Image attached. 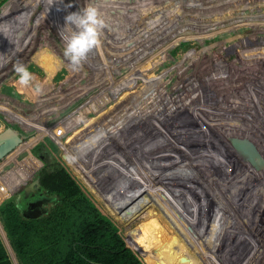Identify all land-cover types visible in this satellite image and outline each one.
Masks as SVG:
<instances>
[{
  "label": "rangeland",
  "instance_id": "obj_1",
  "mask_svg": "<svg viewBox=\"0 0 264 264\" xmlns=\"http://www.w3.org/2000/svg\"><path fill=\"white\" fill-rule=\"evenodd\" d=\"M107 1H108V4L106 5L107 7H105V10L107 12V15L110 16V18H108L107 21L105 20L106 26L104 27V30L102 31V34L104 33V35H103L104 38L101 34L102 38L100 36V43L98 46L104 47V48L108 47L107 50L110 53L107 51V52H105V54L102 57L100 55V52H102V50H100V48L97 46L96 48H94L93 50H91L89 52V54H88L89 59L87 56L86 60L82 63V65L78 68V70L72 71V69L69 66H67V65L62 66L53 78V83H52L53 86L51 85V86L46 87L47 91L44 92L47 95L46 97L51 98V99L49 101L43 103L42 105H39L38 103H36L33 96L27 95V94L23 93L22 91L21 92L17 91V86L14 84V81L16 79V74L14 73V65L15 64H13L11 67L10 73L1 82L0 103L7 101L6 99H10L9 103L14 107V110L16 112H18V114H24L25 116H28V117H30V116L34 117V116L38 115L39 113L45 112L44 110L49 108L46 106H58L59 102L55 101V100H57L56 96L61 95V93H63V92L74 94L76 91L80 90V87H81V90H85L83 92L84 94L81 95L80 97L76 98L73 102H70L67 107H65L62 111H60L58 113H56L55 111L54 112L51 111L50 114L47 115L49 117L46 116V113L40 114L39 116H41L43 118L44 122L37 125L34 129L25 130L17 122H13L12 119L15 118L14 115L16 112L13 113L12 115H10L9 113L4 114V113L0 112V134L2 132H4L7 129V127H12L13 129H15L17 132H19L24 137V141H25V143H27L32 138L37 136L38 133H40L41 131L51 129L52 127L55 126V127H57L55 129L58 131L52 133V134H54V136L53 137H51V135L45 136L43 141H40L35 146H33L32 153L35 157H37L41 161V159L34 154V151L37 148H41L42 146H44L49 151H51L52 154L55 155L56 158L65 166V164H64L65 159L63 158V155H62L63 148H61V147L65 146V145H69V144L73 147L76 146V145H74V143H72V141H73V139L75 141V138L78 137V135L74 134V133L76 131H80V134H83L84 132L87 131L86 130L87 128L85 125V124H87V122L84 124V119H86L87 116L82 119V122H77L78 124L75 121V122L67 124L63 127H58V125H57L58 122L60 123L62 120L71 116L74 111L79 109L81 107V105L89 102L92 98L98 97V96L100 97L101 91H103L104 88L109 84V81H110L109 78H111V74L114 72V70L116 69L117 66H119L120 69L115 71L114 76L112 77L111 81L117 82L120 80L129 79V81H130L129 83L132 84L131 88L129 89V88L123 86L122 88L117 90L115 98H109L106 100L105 105H102L99 103L95 107V109L93 110V113L89 114V119H92L94 121L93 123L96 124V126L102 125L111 115H114V119L117 121L120 120V116H122L123 119L126 118L125 112H123L122 109H120L121 105H122V107L125 104L128 106L131 104L130 106H133L134 104H137V101H140L139 103L143 104V107L145 110L151 111L152 107L150 105H152L151 104L152 100H148V103H147V101L144 102V100L146 99L145 97H147L149 95V93H151L150 87H148L147 84H149V85L150 84H156L159 86L163 85L164 88H166L170 93H172L173 87L175 88V86L179 83L180 86L179 87L177 86L178 87L177 91H174V93L178 95L181 92L184 93V90L186 92L185 94H188V92H192L194 97H193V102H191V104H192V106H193V104H195V108H198L197 110L193 111V110H191V108L189 106V102L184 101L180 105H182L184 107V110L189 115H186L184 113L183 116H187L189 119H192V120L201 121L202 124H204V121L209 120V124H213L212 126L214 128H210L212 126H209L207 128H203V130H202V128L201 129L199 128V130H198L196 128L195 124H194L195 127H194V125L191 124L190 127L193 128V131L196 129L195 132H193V133H194V136L197 133L196 134V136H197L196 140L197 141L194 140V138H190V137L189 138H186V137L180 138V135H177V134L175 135V133H173L172 130L167 129L168 132L169 131L172 132L171 133V139L174 142H171V143L170 142L169 143H166V142L162 143L161 142L160 143V142L156 141L154 143L148 144V141L151 140V136H148V135L146 136L145 134L140 133L137 137H135V135H137L138 132L135 131V129L133 127H130L129 129L131 131H135V133L133 132L132 137H128L127 141L130 142L129 144H132L133 141L137 142V140H140V146H138V150L142 154L145 150V147L148 145V148L146 149V151L149 148H157L160 151H161V149L168 151L171 155L173 153H177V154L179 153L180 154V152L189 151L191 153L196 154V156L198 155L197 156L198 160L205 159V161L203 160L202 162L201 161L200 162L203 163V166H205V170L207 172L205 171L202 173L201 169L196 164H194V162H193V164L192 163L190 164V167L192 169H190L189 172H191V170H192V172L195 173V175L197 173L196 176H200L198 178L196 177L198 179V181L200 178L201 182L203 180L204 182H206L205 184L208 183V185H209L208 187L209 188L211 187L210 188L211 193L213 191V193H212L213 198L215 199V202L218 204V207L220 208L219 210L223 211L222 215L225 216V218H227V220L230 219V217H233V221H231V222L227 221L228 225L230 226L229 227L227 225V228H231V229L226 230V228H223V229H225V232L217 231V229H215V231L212 232L210 235V225L209 224L211 222H213L214 220L219 219L217 216L218 214H216L217 217H215L214 216L215 214H213L214 212H216L217 209H215L213 207L209 211L210 212L209 215H208V211H207L206 215L204 216L205 217L204 218V224L202 223L203 226H201L200 222L197 220V219H199V216H197L196 214H199L200 212L202 213L203 211H201V204L199 202L196 203V201H195V203H196L195 207L193 205V209H188V210H190V213H192V215H193V217H191L188 214L191 217V222L195 221V223H197L198 227H200L201 230L203 231V234L200 235L203 237L202 241L205 239L204 235H207L209 237V238L205 239V245H207L210 248V251L213 250L215 253H216V250L218 251L216 253L218 256L215 255L217 257V258L216 257L215 258L219 263H220L221 258H223L224 264H227V263H225V261H229V260H230L231 264H247V263L243 262L244 260H248L249 262L256 261V263H254V264H259V262H260V264H262L264 262V256H263L264 255V159L253 158L248 153H246L244 149H240V148L236 147L234 145V140H237L236 137L241 135L240 137H242V136L247 137L246 139L248 141L253 139L257 144H263L264 145V100H263V98H264V91H263L264 87H262L264 85V83H263V81H264V67H263L264 63L260 62V61L264 60V37H263L264 36V0H243V1L242 0H213V1L212 0H153L154 3L151 0H148L145 3H149L150 5L148 4V6H147L144 3V5L148 8H146L142 4L141 5L142 8L141 7L139 9L136 8L134 12L133 11L130 12L129 10L127 11L126 9H124L125 6H122L124 8H121L117 5H115L113 0H107ZM155 1L160 2V3L155 5L156 4ZM6 3H9V7L1 15V18H2V20H10V18L12 19L14 16V17H16V19H19L20 23H21V34H19L17 37L15 36L12 38L10 47L9 46L5 47V54L7 55L6 58H5V54L0 56V57H2L0 59V72L3 71L2 68L5 67V64H4L5 59L7 60L8 58H10V57H8L9 56L8 53L13 54V58H14V55L17 56L15 58V61H17L18 56H20L26 52L29 44H26L22 47L21 45H22L24 40H28L27 43H29L31 40L38 39L39 44H45V43H47L45 40L46 33L53 32V29H54L51 20L47 19L45 17V14L43 13V11L46 7L45 4H43V2L36 3V0H27V1L3 0L0 3V12L2 10L3 5ZM60 4L62 6V9L64 11H66L67 6L62 2H60ZM151 4H152V6H151ZM155 6H157V7H155ZM165 7H166V9H165ZM49 9L51 11H55V10H53L54 8L51 5H49ZM147 10H148V12H147ZM159 10H160V12H157ZM133 14H135V15H133ZM107 15H106V17H107ZM156 17H158V18H156ZM167 18H169V20H167ZM172 19H173V22L176 21L177 23L175 22L172 24ZM111 20L114 22H111ZM60 21L62 22V25L64 26L63 21L61 19H60ZM48 23H49V26L46 27L45 25ZM170 23L172 25H174V24L175 25L172 26V25H170ZM109 24L111 25V27L109 26ZM200 24L202 26H200ZM250 24H252V25H250ZM165 26H167V29ZM193 26H194V30H193ZM230 26H231V28L232 27H236V28H232L230 30L229 29ZM44 28H49L50 31L46 32V29H44ZM220 28H221V30L223 28V31L220 30L218 32V34H215L214 36L206 37L203 40V42L198 40V38L196 36L190 35L191 33L192 34L193 33L205 34V32H211V31H214L216 29L218 30ZM26 29H29V31H30V33H29L30 35H28L27 37L25 34ZM105 29H107V30H105ZM164 30H165V33L167 35L164 33ZM225 30H227V31H225ZM252 33H253V35H252ZM50 34H51V36H53L52 33H50ZM158 34H159V36H158ZM161 37H163V38H161ZM55 40H56V45H58V47H59V55L56 53L55 54L48 53L47 56H45L46 60L43 63H44V65H46L48 67L55 66L58 63L60 65L63 63V60L66 59L63 56L64 43H63L59 33H56ZM106 41H107L108 45L106 44ZM164 41H165V43H164L165 45L169 46V48H172L169 51L170 56L166 59V61L163 64L158 65L157 67L150 69V71L149 70L143 71V72L139 71L141 68V65L144 66V64H147L148 61L150 59H152L154 56H158L157 52L160 50L161 45H164L163 44ZM253 41H255L256 43ZM148 42H150V43H148ZM259 43H260V45H259ZM100 44H102V45H100ZM236 45H238V46H236ZM43 47L46 48L47 46H43ZM232 47H233V49H232ZM235 49H237V51ZM243 50H246V52L244 51L245 54L243 53ZM239 51L242 52V54ZM237 52H239V53H237ZM243 54L245 56H247L248 60H252V59L253 60L252 61L246 60L245 62L241 61L240 55L243 56ZM261 54H263V55H261ZM204 55L207 58L206 57L204 58ZM219 55H221V56H219ZM254 55H255V57H252ZM107 56H109V57H107ZM256 56H258V57H256ZM32 57L33 56L31 54V58ZM221 57H222V59L229 61L230 63H233L235 65L234 67H239V68L241 66L243 68L247 67L245 69V71H244V69H242V67L240 69H236V68L233 69L230 67H226V69H225V66L222 67V69L224 71L223 73L225 74V72H227L225 75V81L227 83L226 85L229 86V88H225V90L227 91V90L231 89L227 93V95L233 94L234 98H236L235 101L227 100L225 105L228 106V108H229L228 112L230 114L234 113L235 108H236V112L233 115L235 118L234 120L239 122V127L242 129V130H238L239 127H237V128L235 127V129H233V130H236V131H234V132L229 131L228 130L229 128H227L226 126H224V128H222L223 122H227V121L230 122L231 121V119H230L231 115L229 113L224 114L223 113L224 109L221 110V108L219 106H217V108L213 107L212 110L208 106L209 102L212 101L211 99L215 100V98L216 99L218 98V97H216L218 94H215L217 92H215L214 90H212V91L210 90V89H212V87H206L207 85H205V84H204V86L202 85L204 88L201 85H195L194 87H192L191 84H188V86H186V87H182L183 83L189 82L190 79L199 78L198 75L200 73H205V75H207L208 73H211V74L214 72L216 73L217 71H215V69H218V66L214 67L213 66L214 64L211 61L217 60L219 58L221 59ZM108 58H111V59H108ZM244 58H246V57H244ZM255 58H259L258 59L259 61ZM61 59H63V60H61ZM106 59H108V60L106 61ZM205 59H207V60L205 61ZM118 62H119V65H118ZM252 62L255 64H253ZM105 63H107V64L105 65ZM209 63H211V65ZM99 64L101 65L100 67H99ZM102 66H104V67H102ZM132 66H134V67H132ZM135 66H136L137 71L136 70L134 71ZM107 67H108V69H107ZM130 67H131V69H130ZM183 67L187 68V69L181 70V68H183ZM261 67L263 68L262 69L263 71L260 70ZM27 68L30 72H32L34 74V76L36 78L33 81V84L38 82V83H40V85L42 87L43 79L46 76L44 70H42L36 63H33V62H31L27 66ZM228 68H230V69H228ZM256 68L260 72V74H262V73L263 74L258 75L259 72L254 71V70H256ZM252 69H254V70H252ZM210 71H212V72H210ZM247 71L249 72V75H248ZM196 72H198V73L196 74ZM244 72H245V74H244ZM255 72H257V74H255ZM72 73H74V74H72ZM135 73H137V74H135ZM138 74H140V75H138ZM89 75H91V76H89ZM133 75H136V77ZM150 75H152V76H150ZM102 76H103V78H102ZM254 76H255V78H254ZM259 76H260V78H259ZM79 77H80V80L78 79ZM148 77L151 78L149 83H148V79H149ZM178 77H180L181 79H179ZM194 77H196V78H194ZM248 77H250V79ZM104 78H106V79H104ZM256 78L259 81L256 80ZM184 79H187V80H184ZM226 79L228 80V82ZM144 80H145V82H144ZM233 80H234V83H233ZM238 82L239 83L244 82V84L247 88L245 86L240 87ZM259 82H262V83H259ZM145 83H146V85H145ZM242 83H241V85H242ZM231 84L232 85L234 84V87ZM230 85H231V87H230ZM259 85H260L261 89L263 88L262 90L259 89L260 88ZM75 87H76V89H75ZM90 87H91V89L88 90L87 88H90ZM43 90H44V87H43ZM225 90H223V92ZM258 90H260V91H258ZM226 91L224 92L225 94H226ZM232 91H233V93H232ZM242 97H244V98H242ZM141 98H143V99H141ZM115 99H116V101H115ZM224 99H227V98H224ZM245 99H246V101H245ZM224 101H222V102H224ZM235 102L238 104V106L236 105ZM241 103L247 104L246 106L248 109V113H245V111H244V110H246L245 106L242 105ZM213 105H215V104H213ZM239 106H241V107H239ZM157 107H156L157 111L155 109V111H156L155 113L159 117H161L162 119L163 118L164 119L170 118L171 116L175 117L169 110L171 108H169L167 106H163V105H161V106L157 105ZM106 109H107V111H106ZM192 113H195V114L191 117L190 115ZM239 113H241V114H239ZM249 113H251V114H249ZM115 116L117 118H115ZM250 116H252L253 121L251 123H249V125H247L246 120H248V119L250 120V118H251ZM6 118L11 119L12 122H9ZM218 118L221 119L220 120L221 126H219L220 125L219 123L214 125L215 122H218ZM228 119H230V120H228ZM28 122H29V119L25 118L24 123L28 124ZM240 125H242V126H240ZM168 126L169 125L167 123H165V127H168ZM105 127H106V125L105 126L103 125L102 128L105 129ZM215 128H217V132H216ZM248 128L250 130H247ZM60 129H62V130H60ZM209 129L212 130V131L210 130L211 133L209 132ZM186 130H188L187 133L189 134V129H186ZM221 130H222V133H221ZM131 131L127 132V134H129V136L132 133ZM199 134H201L203 138ZM142 135L145 137H143ZM231 135L234 136L233 137L234 139L232 138ZM84 136L89 140L87 135H84ZM148 137H150V139L145 140ZM135 138H136V141H135ZM201 138H202V140H201ZM155 139L156 138L154 137L153 140H155ZM187 139L192 141V142L190 143ZM199 139H200V143L201 144L204 143V145L198 144ZM91 140L94 143H96V141H97V139L93 136H91ZM53 141H55V142H53ZM205 141H207V143ZM58 142H59L60 147L58 144H56ZM193 143L195 146L193 145ZM177 144L180 145L179 147H181L182 149H180L179 147H176ZM136 145H138V143H136ZM198 145H199V147H198ZM231 145L235 148V150L237 152H239L243 155L239 156L238 153H236V151L235 152L230 151V149L232 148ZM200 146L202 147V149ZM203 146H204V148H203ZM207 146L210 150L207 148ZM198 148H199V150H198ZM196 150L199 153H196ZM200 150L201 151L204 150L203 152H206V153L202 152L203 153L202 154V153H200L201 152ZM97 151L103 157V159L104 158L106 159V157L104 156L102 151H100L99 149H97ZM216 151L219 153H216ZM14 154H15V152H13L10 156H8L7 159L12 157ZM128 154H129L128 157L130 158V161H131L133 157L130 156V153H128ZM199 155L201 156V158L199 157ZM205 155H206V157H204ZM262 155H263V153L261 154V156ZM23 156H24V154H21L19 157L22 158ZM192 156L195 157V155H192ZM216 158L219 161H217ZM7 159H3L0 161V168L3 166V164L5 163V161ZM214 159H215V161H214ZM208 160L213 161L214 167L211 165L210 162H208ZM105 162L109 163L108 161H105ZM208 164L211 165V167H212L211 170H209V168H207V166H209ZM136 165H137V163H135L133 166L136 167ZM217 166H218V169H217ZM230 167H233V168H230ZM11 168H12V166L8 165L5 168V170H2V174L10 171ZM65 168L73 176L75 181L81 186V188L88 195V197L95 203V205L106 216H108L113 221V223L118 227L121 237L124 239V241L129 246V248L140 258V260L143 263H144V261H143V258H142L140 251L148 245L153 246V244H154L153 240L155 238H157L161 244L163 243V245H164V241L167 244L169 242V244H171L172 247L179 253L177 248L174 247L173 242H175V246L179 245V243L176 242V240H173V239H175V236L172 233L173 231L179 235H183L185 237V239H187L188 242L191 243V245L193 247L196 246V243L199 244V242H196L193 240L194 238L193 239L191 238V236H196L195 233L198 232V231H195L194 227L191 226V224L188 225V224L184 223L185 225H183L182 223L180 224L179 222H177V220H173L172 218H169L171 220L170 227L168 225H165L162 221H158V222H155V225L150 229H145V228H143L137 224H135L130 229V231H129V229H126V228L123 229L122 228L124 226V223H123L124 220H126L128 218L129 219L133 218L140 211H144L146 213V215L148 216V218L152 219L153 217L149 216V213H151V212L147 208H145V204L151 202L152 200L154 201L155 209H158L160 204L165 203V202H167V203L168 202L179 203L182 205L181 202L174 201V200H172V198H170L171 193H167V194L158 193L154 197V198H156L154 200L151 192H148V193L145 192L143 195L137 196L132 191V190L137 188V185L131 184V186L130 185L128 186L123 182V184L129 190V192L134 196L138 205L134 203L133 205H130L131 207L127 208L126 211H122L117 215L115 213H111L114 215L113 216L107 212L105 201L100 200L89 189H87V187L82 184L79 177L74 174V172L72 171L71 168H67L66 166H65ZM41 169L42 168H40L38 170V172L36 174H34L32 179H34L38 175V173L40 172ZM115 169H117V168H115ZM115 169L112 167V171H114L116 173ZM214 169H215V171H214ZM177 170H179V168ZM223 170L227 174L226 181H223V184L226 186L221 184V181H218V183L221 185L218 186L219 189H215L216 191L214 192V189L210 185V182H211L210 179H213L214 177H215L214 179H216V177H218V176L221 177V179H222V176L219 175V173L221 172L220 174H222ZM216 171L217 172L220 171V172L217 173ZM118 176L121 178L119 172H118ZM203 176H205V177H203ZM212 176H214V177H212ZM219 179H217V180H219ZM27 182H29V180ZM130 182H132V180ZM229 182H232V183H229ZM222 185L225 188H223ZM227 186H228V188H227ZM21 187L16 192H14L9 198H7L3 203H1L0 207L2 205H4L6 202H8L12 199H15V197L21 192V189H22ZM130 187H132V189ZM181 188H184V186H181ZM153 189H155V188L153 187ZM136 190H138V189H136ZM236 190H237V196L234 195ZM184 191H186V189L183 190V194H185ZM243 191H244V193H243ZM229 192H231L230 195H234V197L236 198V200L234 202L228 201L225 198L226 197L225 193L229 194ZM198 194H200V193H198ZM19 196H20V194L18 195V197ZM218 200H219V202H218ZM227 201H228V205L226 207V205L224 203ZM131 203H133V202H131ZM188 204H189V202H188ZM231 204H232V206H231ZM230 206H231V209L229 210ZM50 207L51 206H49V210L44 215H47L50 212ZM182 207H183V205H182ZM162 208H163V212H165L168 215V213H167L168 207L166 208L163 206ZM145 210L148 211V213ZM212 210H213V212H212ZM172 211L175 212L174 209H172ZM185 211H186V209H185ZM211 212H212V214H211ZM116 213H117V211H116ZM44 215H42V216H44ZM177 216H178V212H177ZM236 217L237 218L239 217L238 218L239 224L236 222H235L236 224H234V219ZM192 219H193V221H192ZM0 222H1V225L3 227V230L5 231L1 216H0ZM211 225H212V223H211ZM171 230H172V232H171ZM196 230H198V229H196ZM230 230L232 232L227 234V232ZM131 232H132V234H130ZM190 233H192V234H190ZM231 233H233V234H231ZM5 236L8 239L6 231H5ZM229 236L230 237L232 236L234 239L232 237L230 238ZM0 240H1V243H2V246L5 250V252L7 254L8 260L10 261L11 264H15L13 261L14 258H13V256H11L10 250H9L8 246L6 245V242L3 239L1 233H0ZM9 243H10V241H9ZM10 245H11V243H10ZM205 245L200 244V246H201L200 248L206 249ZM215 245H216V247H215ZM11 248H12V246H11ZM13 252H14V250H13ZM14 254H15V252H14ZM196 254L199 255L200 253L197 252ZM185 257L188 259L189 262L194 264L193 259L190 258L189 255H185ZM260 257L263 261L260 259ZM16 259H17V257H16ZM198 259H199L200 264H209L208 263L209 258L205 254L203 255V257L200 254V257ZM17 262H18V260H17ZM189 262H187V263L189 264ZM17 264H19V262Z\"/></svg>",
  "mask_w": 264,
  "mask_h": 264
},
{
  "label": "bare ground",
  "instance_id": "obj_2",
  "mask_svg": "<svg viewBox=\"0 0 264 264\" xmlns=\"http://www.w3.org/2000/svg\"><path fill=\"white\" fill-rule=\"evenodd\" d=\"M23 1H27V0H23ZM115 5L121 7V8H124L122 6H125L124 9H126L127 11L129 10L130 12L131 11H135L136 8H140L141 5L148 1V0H113ZM153 2V0H151ZM213 1V0H212ZM243 1V0H242ZM43 2V4H45V9L43 11V13L45 14V17L49 20H51L52 22V25L54 27L53 29V32H48L46 33V36H45V40L47 43L45 44H39L38 42V39H35V40H31L29 43H27L28 40H24L23 43H22V47L26 44H29L28 45V49L26 50V52L20 56H18V60L15 61V58L17 56L14 55V58H13V54H10L8 53V58L7 60L5 59L4 61V64H5V67H3V71L0 72V88H1V82L8 76V74L10 73L11 71V67L13 64H17V63H23L26 67L31 63H36L42 70H44L45 72V78L43 79V84H42V87H41V91L39 93H37L32 87H29V88H25L22 92L27 94V95H31L33 96L34 100L36 101V103H38L39 105H42L43 103L49 101L51 98H47L46 96V92L47 91V88L48 86H51L52 83H53V78L55 76V74L59 71V69L64 66V65H67L68 66V61L63 60V63L59 65L56 64L55 66H51V67H48L46 65H44V61L46 60L45 59V56H47L48 53L50 54H58L59 55V47L58 45H56V33H59L58 30L60 29H63V25H62V22L60 21V19L63 21V24L65 25V20H64V17L70 13V12H73V11H78L79 9H83L85 6L89 5V4H92L94 5L100 15L102 16V18L104 19V21L108 20V18H110L109 15H107V12L105 10V7H107L106 5L108 4V1L107 0H36V3H41ZM60 2L64 3L67 7H66V11H64L62 9V6L60 4ZM156 2V1H155ZM154 3V2H153ZM158 3L160 2H156L155 5H157ZM162 3V2H161ZM147 6L149 3H145ZM210 4V3H209ZM49 5H51L55 10V11H51L49 9ZM150 5V4H149ZM154 5V4H153ZM222 5V4H221ZM145 6V5H144ZM152 6V4H151ZM171 6V5H170ZM146 7V6H145ZM157 7V6H155ZM142 8V7H141ZM148 8V7H146ZM150 8V7H149ZM166 9V7H165ZM163 10V9H162ZM168 10V9H167ZM170 11V10H169ZM148 12V10H147ZM152 12V11H151ZM157 12H160L157 11ZM59 15V16H58ZM107 15V17H106ZM135 15V14H133ZM144 15V14H143ZM44 17V16H43ZM166 17V16H165ZM244 17V16H243ZM247 17V16H246ZM245 17V18H246ZM141 18V17H140ZM154 18V17H153ZM158 18V17H156ZM173 18V17H172ZM139 19V18H138ZM16 20V17L13 16V18L10 20H3V22H8V21H15ZM156 20V19H155ZM167 20H169V18H167ZM240 20V19H239ZM262 20V19H261ZM110 21V20H109ZM111 22H114L111 20ZM176 21L173 22V19H172V24L175 23ZM199 22V21H198ZM217 22V21H216ZM221 22V21H220ZM177 23V22H176ZM150 24V23H149ZM170 23V25H172ZM240 24V23H239ZM166 25V24H165ZM175 25V24H174ZM172 25V26H174ZM237 25V24H236ZM252 25V24H250ZM263 25V24H262ZM27 26V25H26ZM46 27L49 26V23L45 25ZM109 26L111 27V25L109 24ZM108 26V27H109ZM199 26V25H198ZM200 26H202L200 24ZM166 29H167V26H165ZM171 27V26H170ZM177 27V26H176ZM179 27V26H178ZM181 27V26H180ZM107 28V27H106ZM202 28V27H201ZM232 28H236V27H232ZM231 26H230V30L232 29ZM238 28V27H237ZM46 29V32L47 31H50L49 28H44ZM165 29V30H166ZM173 29V28H172ZM177 29V28H176ZM210 29V28H209ZM212 29V28H211ZM104 30V29H103ZM102 30V31H103ZM107 30V29H105ZM165 30H164V33H165ZM193 30H194V26H193ZM221 30L220 29H216L214 31H211V32H205V34H201V33H191L190 35H193V36H196L198 38V40L202 41L206 38V37H210V36H214L215 34H218V32ZM228 30V29H227ZM225 30V31H227ZM196 31V30H195ZM223 31V28L222 30ZM236 31V30H235ZM158 32V31H157ZM197 32V31H196ZM30 31L29 29H26L25 31V34H26V37L29 34ZM53 34V36H51V34ZM163 33V32H162ZM163 33V34H164ZM171 33V32H170ZM108 34V33H107ZM166 34V33H165ZM173 34V33H172ZM104 35V33L102 34V36ZM155 35V34H154ZM162 35V34H161ZM167 35V34H166ZM253 35V33H252ZM101 36V38H102ZM159 36V34H158ZM264 37V36H263ZM104 38V36H103ZM163 38V37H161ZM248 40V39H247ZM263 40V39H262ZM151 41V40H150ZM251 41V40H250ZM49 42V43H48ZM155 42V41H154ZM255 42V41H253ZM261 42V41H260ZM104 43V42H103ZM150 43V42H148ZM165 43V41L163 42V44ZM256 43V42H255ZM106 44H107V41H106ZM147 44V43H146ZM153 44V43H152ZM102 45V44H100ZM108 45V44H107ZM148 45V44H147ZM260 45V43H259ZM43 46H47L46 48L43 47ZM105 46V45H104ZM146 46V45H145ZM144 46V47H145ZM238 46V45H236ZM99 47V46H98ZM235 47V46H234ZM96 48V47H95ZM100 50H102V52H100V55L103 57V55L105 54V52H107V48L108 47H99ZM172 48H169V46L167 45H161V48L160 50L157 52L158 56H154L152 59H150L148 61L147 64H144L141 65V68L139 71H147L152 68H155L157 67L158 65H161L163 64L166 59L170 56V53L169 51L171 50ZM233 49V47H232ZM237 51V49H235ZM97 51V50H96ZM233 51V50H232ZM246 50H243V53L245 54ZM109 52V51H108ZM222 52V51H221ZM240 52V51H239ZM237 52V53H239ZM110 53V52H109ZM113 53V52H112ZM242 54V52H240ZM248 53V52H247ZM256 53V52H255ZM31 54H32V58H31ZM214 54V53H213ZM243 54L244 58L242 55H240V60L241 61H246L248 60L247 59V56H245ZM247 55V54H246ZM251 55V54H250ZM263 55V54H261ZM260 55V56H261ZM6 54H5V58H6ZM62 56V55H61ZM106 56V55H105ZM221 56V55H219ZM259 56V57H260ZM94 57V56H93ZM109 57V56H107ZM206 56L204 55V58ZM252 57H255L252 56ZM258 57V56H256ZM101 58V57H100ZM199 58V57H198ZM197 58V59H198ZM203 58V59H204ZM207 58V57H206ZM251 58V57H250ZM261 58V57H260ZM88 59H89V55H88ZM91 59V58H90ZM93 59V58H92ZM108 59H111V58H108ZM106 59V61L108 60ZM255 59H259V58H255ZM99 60V59H98ZM207 59H205L206 61ZM239 60V59H238ZM253 60V59H252ZM252 60H248V61H252ZM256 60V61H257ZM60 61V60H59ZM102 61V60H101ZM104 61V60H103ZM204 61V62H205ZM259 61V60H258ZM197 62V61H196ZM215 66H218V69H215V71H217L216 73H208L207 71V75H205V73H200L198 76L199 78H196V79H190L189 82L187 83H183L182 87H186L188 86V84H191L192 87H194L195 85H207L206 87H212V89H210L211 91L214 90L215 94H218L216 97H218L217 99L215 98L214 99H211L212 101L209 102V108L212 110L213 107H216L219 106L222 109H224L223 113H229V108L226 104L227 100H233L235 101L236 98H234V95H227V93L231 90H225V88H229L228 85H226V81H225V75L227 72H225V74L223 73V69L222 67L225 66V69L226 67H230V68H236V69H240L239 67H234L235 65L233 63H230L229 61H226L224 59H217V60H214V61H211ZM254 62V61H253ZM252 62V63H253ZM261 63L263 62L264 63V60L263 61H260ZM88 63V62H87ZM99 63V62H98ZM108 63V62H107ZM105 63V65L107 64ZM115 63V62H114ZM203 63V62H202ZM207 63V62H206ZM257 63V62H256ZM196 64V63H195ZM211 65V63H209ZM255 64V63H253ZM104 65V64H103ZM104 65V66H105ZM112 65V64H111ZM118 65H119V62H118ZM240 65V64H239ZM238 65V66H239ZM252 65V64H251ZM97 66V65H96ZM101 65L99 64V67ZM102 66V67H104ZM131 66V65H130ZM181 66V65H180ZM246 66V65H245ZM66 67V66H65ZM98 67V68H99ZM134 67V66H132ZM220 67V68H219ZM264 67V66H263ZM92 68V67H91ZM106 68V67H105ZM189 68V67H188ZM228 68V69H230ZM247 68V67H246ZM246 68H243L244 71ZM81 69V68H80ZM108 69V67H107ZM119 66L116 67V69L114 70V72L111 74V78L110 81H109V84L104 88L103 91H101V94H100V97H94L92 98L89 102L81 105V107L79 109H77L76 111H74L72 113L71 116L67 117L66 119L62 120L60 123L58 122V127H63L67 124H70V123H73L76 121L77 122H82V119L84 117H86V119H84V124L87 122L86 125V132H84L82 135L85 139H87L84 135H87L89 140L87 139V141L96 149H99L100 151L103 152L104 156L106 157V159L104 158L103 160L104 161H108L109 163H107L109 165V167L112 169V167L115 169L116 171V175L118 176V172L121 176V178L118 176V178L122 181V183L124 182L126 185H137V188L138 190L134 189L132 190L137 196H141L143 195L145 192H151L152 193V196H153V199L155 200L156 198H154L158 193H171V197L172 200L174 201H179L182 203L183 207L186 209L187 213L193 217L192 213H190V210L188 209H193V205L195 207V204L197 202H199L201 204V211H203L202 213L200 212L199 214H196L197 216H199V219H197L201 226H203L204 224V216L206 215L207 211H208V215H209V211L214 207L216 210V212H214L213 214H215L214 216L217 217L219 219L215 220L216 222V229L217 231H223L225 232V229L223 228H226V230H229L231 228H227V225H228V222H231L233 221V217H230V219L227 220V218H225V216H223V211L222 210H219L220 208L218 207V204L215 202V199L213 198V191L211 193L210 191V188L208 187V183L205 184L206 182H204L202 180L201 182V179L199 178V181H198V177L200 176H196L195 173L192 172H189L190 169H192L190 167V164L194 162V164H196L203 172H205V166H203V163H201L203 160L205 161V159H201V160H198L196 154L194 153H191L189 151L187 152H180V154L178 153H173L172 155L168 152V151H165L163 149H161V151L157 148H149L147 151L146 149L148 148V145L145 147V150L142 153L139 152L138 150V146H140V140H137V142H134L132 144H129L130 142L127 141V138L128 137H132V134L133 132L135 133V131H137V135H135V137H137L140 133L142 134H145L146 136H151V140L148 141V144L149 143H154L156 141L158 142H162V143H171V142H174L172 139H171V133H175V135H180V138L182 137H186V138H194V140L197 139V136L195 134L194 136V133L195 130L193 131V128L190 127L191 124L192 125H196V128L199 130V128L203 130V128H207L209 126H212L213 124H209V120L208 121H204V124H202L201 121H198V120H192V119H189L187 116H183L184 113L186 115H189L187 114V112L184 110V107L180 104H182L184 101H188L189 102V106L191 108V110L195 111L197 110L198 108H195V104H191V102H193V94L192 92H188V94H185V90H184V93L181 92L180 94H175L174 91H177V88L180 86L179 83L175 86V88L173 87L172 89V93H170L166 88H164L163 85H156V84H147L148 87H150V92L149 95L147 97H145L146 99L144 100L147 101L148 103V100H152V105H150L152 107V110L149 111V110H145L144 107H143V104L142 103H139L140 101H137V104H134L133 106H128V105H124L122 107L121 105V108L123 112H125V115H126V118L123 119L122 116H120V120H115L114 119V115H111L102 125L100 126H96V124H94L93 120L92 119H89V114L90 113H93V110L95 109V107L100 103L102 105H105V102L107 99L109 98H115V95H116V92L118 89L122 88L123 86L124 87H127V88H131V85L129 82V79H126V80H120V81H117V82H112L111 79L112 77L114 76V73L116 70H119ZM131 69V67H130ZM184 69H187V68H181V70H184ZM202 69V68H201ZM235 69V70H236ZM241 69V70H242ZM249 69V68H248ZM247 69V70H248ZM263 68L261 67L260 70H262ZM89 70V69H88ZM137 71L136 69V66H135V69L134 71ZM180 70V71H181ZM209 70V69H208ZM212 70V69H211ZM254 70V69H252ZM70 71V70H69ZM73 71V70H72ZM71 71V72H72ZM138 71V72H139ZM179 71V72H180ZM187 71V70H186ZM251 71V70H250ZM254 71H258L257 68L256 70ZM263 71V70H262ZM63 72V71H62ZM75 72V71H74ZM103 72V71H102ZM106 72V71H105ZM203 72V71H202ZM212 72V71H210ZM248 72V71H247ZM246 72V73H247ZM259 72V71H258ZM69 73V72H68ZM183 73V72H182ZM186 73V72H185ZM195 73V72H194ZM198 72H196L197 74ZM241 73V72H240ZM243 73V72H242ZM252 73V72H251ZM74 74V73H72ZM134 74V73H133ZM137 74V73H135ZM195 74V75H196ZM204 74V75H203ZM245 74V72H244ZM253 74V73H252ZM255 74H257V72H255ZM254 74V75H255ZM263 74V73H262ZM259 74L258 75H262ZM140 75V74H138ZM137 75V76H138ZM180 75V74H179ZM194 75V76H195ZM232 75V74H231ZM243 75V74H242ZM248 75H249V72H248ZM79 76V75H78ZM91 76V75H89ZM136 77V75H133ZM132 76V77H133ZM149 76V75H148ZM152 76V75H150ZM184 76V75H183ZM197 76V77H198ZM253 76V75H252ZM251 76V77H252ZM82 77V76H81ZM110 77V76H109ZM247 77V76H246ZM103 78V76H102ZM134 78V77H133ZM149 78V77H148ZM153 78V77H152ZM179 79H181L180 77H178ZM229 78V77H228ZM242 78V77H241ZM250 79V77H248ZM255 78V76H254ZM260 78V76H259ZM80 80V77L78 78ZM77 79V80H78ZM106 79V78H104ZM150 79H148V83L150 82ZM234 79V78H233ZM102 80V79H101ZM143 80V79H142ZM153 80V79H152ZM184 80H187V79H184ZM227 80V79H226ZM254 80V79H253ZM256 80H258L256 78ZM263 80V79H262ZM128 81V82H127ZM134 81V80H133ZM183 81V80H182ZM250 81V80H249ZM259 81V80H258ZM72 82V81H71ZM107 82V81H106ZM132 82V81H131ZM145 82V80H144ZM179 82V81H178ZM181 82V81H180ZM185 82V81H184ZM228 82V80H227ZM232 82V81H231ZM246 82V81H245ZM101 83V82H100ZM147 83V82H146ZM145 83V85H146ZM182 83V82H181ZM230 83V82H229ZM233 83H234V80H233ZM237 83V82H236ZM239 83V82H238ZM242 83V82H241ZM239 83V86L243 87L245 86L244 82L242 83ZM249 83V82H248ZM259 83H262V82H259ZM264 83V81H263ZM99 84V83H98ZM91 85V84H90ZM226 85V86H225ZM232 85V84H231ZM230 85V87H231ZM53 86V85H52ZM88 86V85H87ZM86 86V87H87ZM96 86V85H95ZM129 86V87H128ZM178 86V87H177ZM202 86V87H203ZM234 87V84L232 85ZM237 86V85H236ZM238 86V87H239ZM254 86V85H253ZM257 86V85H256ZM43 87H44V90H43ZM217 87V88H216ZM246 87V86H245ZM255 87V86H254ZM260 87V85H259ZM264 87V85L262 86ZM79 88V87H78ZM77 88V89H78ZM93 88V87H92ZM133 88V87H132ZM204 88V87H203ZM247 88V87H246ZM256 88V87H255ZM76 89V87H75ZM88 90L91 89L90 88H87ZM149 89V88H148ZM147 89V90H148ZM209 89V88H208ZM261 89V87L259 88ZM263 89V88H262ZM261 89V90H262ZM223 90L226 91V94L223 92ZM248 90V89H247ZM85 90H81V87H80V90L76 91L74 94H70V93H66V92H63L61 93V95L59 96H56L57 102H59V105L58 106H46V107H49L47 109H45L44 111L45 112H42V113H39L38 115L36 116H25L24 114H18V112H16L14 110V107L9 103V100L10 99H6L7 101L5 102H2L0 103V112L4 113V114H10L12 115L13 113H15V118H13V122H17L20 126H22L24 129H34L37 125H39L40 123H43L44 120L41 116H39L40 114H45L46 113V116L50 114V112H60L62 111L65 107L68 106V104L70 102H73L76 98L80 97L81 95H83ZM135 91V90H134ZM183 91V90H182ZM243 91V90H242ZM245 91V90H244ZM256 91V90H255ZM260 91V90H258ZM264 91V90H263ZM21 92V91H20ZM19 92V93H20ZM147 92V91H146ZM238 92V91H237ZM241 92V91H240ZM86 93V92H85ZM233 93V91H232ZM239 93V92H238ZM127 94V93H126ZM125 94V95H126ZM144 94V93H143ZM225 94V95H224ZM26 95V96H27ZM243 95V94H242ZM50 97V96H49ZM215 97V96H214ZM213 97V98H214ZM211 98V97H210ZM222 98V99H221ZM224 98H227V99H224ZM244 98V97H242ZM143 99V98H141ZM241 99V98H240ZM239 99V100H240ZM138 100V99H137ZM225 100V101H224ZM264 100V98H263ZM31 101V100H30ZM116 101V99H115ZM224 101V102H222ZM238 101V100H237ZM246 101V99H245ZM257 101V100H256ZM52 102V101H51ZM129 102V101H128ZM115 103V102H114ZM236 103V102H235ZM257 103V102H256ZM19 104V103H18ZM122 104V103H121ZM129 104V103H128ZM215 104V105H213ZM240 104V103H239ZM242 105L245 106V113H248V109H247V104H244V103H241ZM252 104V103H251ZM260 104V103H259ZM46 105V104H45ZM157 105H163V106H167L171 109L170 112L175 116H171L170 118H161L159 117L155 112L157 111ZM236 105L238 106V104L236 103ZM254 105V104H253ZM24 106V105H23ZM120 107V106H119ZM157 107V108H156ZM188 107V106H187ZM241 107V106H239ZM12 109V110H11ZM147 109V108H146ZM156 109V111H155ZM159 109V108H158ZM11 110V111H10ZM21 111V110H20ZM107 111V109H106ZM166 111V110H165ZM169 112V113H170ZM235 112H236V108H235ZM234 113H229L231 115V121L230 122H223L222 124V128H224V126H226L227 128H229L228 130L229 131H236V130H233L235 129V127H239V122L238 121H235L234 119ZM258 112V111H257ZM24 113V112H23ZM158 113V112H157ZM165 113V112H164ZM262 113V112H261ZM179 114V115H178ZM195 113H192L190 116L192 117ZM238 114V113H237ZM241 114V113H239ZM251 114V113H249ZM162 115V114H161ZM215 115V114H214ZM255 115V114H254ZM163 116V115H162ZM166 116V115H165ZM247 116V115H246ZM257 116V115H256ZM45 117V116H44ZM49 117V116H47ZM250 120H246L247 122V125H249V123H251L253 121L252 119V116H250ZM11 118V117H10ZM25 118L26 119H29V122L28 124H25ZM115 118H117L115 116ZM130 118V119H129ZM216 118V117H215ZM258 118V117H257ZM262 118V117H261ZM7 119V118H6ZM228 119V120H230ZM255 119V118H254ZM9 122H12L11 119H7ZM213 120V119H212ZM221 119L218 118V122H215L214 125L216 124H220L219 126H221V122H220ZM234 120V121H233ZM245 122V121H244ZM165 123H167L169 126L168 127H165ZM78 124V123H77ZM103 125L105 127H103ZM109 127H108V126ZM194 125V127H195ZM242 126V125H240ZM130 127H133L135 129V131H131L129 128ZM55 128L57 127H52L51 129H48V130H45V131H41L40 133H38L37 136H35L34 138H32L30 141H28L27 143H24L23 145H21L20 147H18L14 152L15 154L10 157L9 159H7L5 161V163L3 164V166L0 168V204L3 203L13 192H15L21 184H23L25 181L31 179L34 174H36L38 172V170L42 167V162L33 155L32 153V148L33 146H35L38 142L42 141L44 139L45 136L47 135H52V133H54L55 131H57ZM210 128H214L213 126L210 127ZM64 129V128H63ZM172 130L168 132V130ZM186 129H189V134L187 133L188 130ZM216 129V132H217V128ZM62 130V129H60ZM211 129H209V132H210ZM219 130V129H218ZM224 130V129H223ZM238 130H242L240 127ZM247 130H250L249 128ZM128 131H131L132 133L130 134H127ZM212 131V130H211ZM80 132V131H79ZM199 132V131H198ZM203 132V131H202ZM201 132V133H202ZM227 132V131H226ZM211 133V132H210ZM221 133H222V130H221ZM220 133V134H221ZM230 133V132H229ZM218 134V133H217ZM228 134V133H227ZM201 135V134H199ZM219 135V134H218ZM91 136L95 137L97 139L96 143H94L92 140H91ZM143 136V135H142ZM232 138L234 137L233 135H231ZM241 136V135H240ZM240 136H237L236 138L237 139H244V140H247L246 138L247 137H240ZM145 137V136H143ZM156 138L155 140H153V138ZM202 137V135H201ZM218 137V136H217ZM203 138V137H202ZM201 138V140H202ZM225 138V137H224ZM139 139V138H138ZM147 139H150V137L146 138L145 140ZM220 139V138H219ZM234 139V138H233ZM182 140V139H181ZM188 140V139H187ZM135 141H136V138H135ZM186 141V140H185ZM190 143L192 141L188 140ZM187 141V142H188ZM197 141V140H196ZM132 142V141H131ZM195 142V141H194ZM204 142V141H203ZM207 143V141H205ZM251 143L255 144V148L256 150H258V153L261 154L263 153V155L261 156L262 159H264V145L263 144H257L253 139L250 140ZM258 142V141H257ZM136 143H138V145H136ZM196 143V142H195ZM198 144H201L200 143V139L198 141ZM194 145V143H193ZM201 145H204V143H202ZM137 146V147H136ZM180 145L177 144L176 147H179ZM195 146V145H194ZM232 146V145H231ZM136 147V148H135ZM175 147V148H176ZM199 147V145H198ZM201 147V146H200ZM180 149H182L181 147H179ZM193 148V147H192ZM204 148V146H203ZM208 148V146H207ZM202 149V147H201ZM209 149V148H208ZM263 149V150H262ZM199 150V148H198ZM210 150V149H209ZM201 151V150H200ZM204 151V150H203ZM203 151H201L200 153H202ZM230 151L232 152H235V148L232 146V148L230 149ZM98 152V151H97ZM130 153V156H132V160L130 161V158L128 157ZM196 153H199L197 150H196ZM203 153H206V152H203ZM202 153V154H203ZM216 153H219L216 151ZM236 153H238L239 156H242L243 154L239 153L236 151ZM21 154H24V156L22 158H20L19 156ZM209 154V153H208ZM100 155V154H99ZM192 155H195V157H193ZM101 156V155H100ZM102 157V156H101ZM191 157V158H190ZM199 157L201 158V156L199 155ZM206 157V155L204 156ZM211 157V156H210ZM221 157V156H220ZM103 158V157H102ZM210 159V158H209ZM217 159V158H216ZM220 159V158H219ZM201 161V162H200ZM215 161V159H214ZM217 161H219L217 159ZM189 162V163H188ZM208 162L211 163V165L213 166V161L212 160H208ZM135 163H137L136 167L133 166ZM8 165H11L12 168L10 171L6 172V173H3L2 174V170H5V168L8 166ZM209 165V164H208ZM211 165L207 166V168H209V170L212 169ZM214 167V166H213ZM179 168V170H177ZM230 168H233V167H230ZM217 169H218V166H217ZM216 169V170H217ZM118 170V171H117ZM215 171V169H214ZM196 172V171H195ZM207 172V171H206ZM217 172V171H216ZM220 171H218L217 173H219ZM192 173V174H191ZM221 173V172H220ZM222 176V179L221 177H216V179H210V185L212 186V188L214 189V192L216 191L215 189H219L218 186H220L221 184H223V181H226L227 179V174L224 172L223 170V173L220 174ZM199 175V174H198ZM202 175V174H201ZM206 176V175H205ZM203 176V177H205ZM226 176V177H225ZM197 177V178H196ZM219 179V180H217ZM230 179V178H229ZM132 180V182H130ZM208 181V180H207ZM218 181H221V184L218 183ZM232 181V180H231ZM199 182V183H198ZM229 183H232V182H229ZM160 184V185H159ZM218 184V185H217ZM246 184V183H245ZM249 184V183H248ZM224 185V184H223ZM222 185V187H223ZM250 185V184H249ZM181 186H184V188H181ZM226 186V185H224ZM230 186V185H229ZM153 187L155 189H153ZM231 187V186H230ZM237 187V186H236ZM252 187V186H251ZM132 189V187H130ZM225 188V187H223ZM228 188V186H227ZM234 188V187H233ZM186 189L185 194H183V190ZM240 189V188H239ZM228 191V190H227ZM240 191V190H239ZM219 192V191H218ZM225 192V191H224ZM200 193V194H198ZM231 192L228 193H225V198L228 200V201H232L234 202L236 200V198L234 197V195L237 196V190L236 192L234 193V195H230ZM244 193V191H243ZM241 194V193H240ZM176 197H175V196ZM216 197V196H215ZM234 197V198H233ZM219 198V197H218ZM221 200V199H220ZM224 200V199H223ZM196 201V203H195ZM228 201L225 202L224 204L228 205ZM189 202V204H188ZM219 202V200H218ZM239 202V201H238ZM231 203V202H230ZM241 203V202H240ZM223 204V203H222ZM239 204V203H238ZM197 206V205H196ZM232 206V204H231ZM231 206L229 208V210L231 209ZM145 208H147L153 215L154 217H156V209H155V205H154V201L152 200L151 202L149 203H146L145 204ZM196 212V211H195ZM213 212V210H212ZM211 212V214H212ZM238 212V211H237ZM194 214V213H193ZM216 214H218L216 216ZM238 215V214H237ZM213 216V217H214ZM239 216V215H238ZM195 218V217H194ZM239 218V217H238ZM237 217L234 219V224L238 223L239 224V219ZM196 219V218H195ZM228 221V222H227ZM236 222V223H235ZM203 223V224H202ZM212 223V222H211ZM211 223L209 224L210 227H211ZM229 226V225H228ZM238 226V225H237ZM230 227V226H229ZM207 228V227H206ZM0 231H1V234L4 238V240L6 241V243L8 244L7 240H6V236H5V233H4V230L2 228V225H1V222H0ZM230 232H232L231 230L227 232V234H229ZM226 234V233H225ZM233 234V233H231ZM173 235L175 236V239L173 240H176V235L173 233ZM234 236V235H233ZM230 237V236H229ZM232 237V236H231ZM230 237V238H231ZM236 237V236H235ZM233 238V237H232ZM229 239V238H228ZM234 239V238H233ZM232 239V240H233ZM230 240V239H229ZM234 241V240H233ZM235 242V241H234ZM8 247L10 248V245L8 244ZM245 249V248H244ZM10 253H11V256H13L14 260L16 261V257H15V254L14 252L12 251V249H10ZM255 253V252H254ZM262 255V254H261ZM264 256V255H263ZM258 258V257H257ZM263 258V257H262ZM228 259V258H227ZM253 259V258H252ZM261 259V257H260ZM262 260V259H261ZM254 261V260H253ZM260 261V260H259ZM263 261V260H262ZM232 262V261H231ZM244 263H247V264H254L256 263V261L254 262H249L248 260H244L243 261ZM225 263L227 264H231L230 263V260L229 261H225ZM258 263V262H257ZM264 263V262H263ZM262 263V264H263ZM219 264H224L223 263V258L220 260V263ZM260 264V262H259Z\"/></svg>",
  "mask_w": 264,
  "mask_h": 264
},
{
  "label": "trees",
  "instance_id": "obj_3",
  "mask_svg": "<svg viewBox=\"0 0 264 264\" xmlns=\"http://www.w3.org/2000/svg\"><path fill=\"white\" fill-rule=\"evenodd\" d=\"M8 7L9 3L4 4L0 12V56L5 54V47H10L12 38L21 34L19 19L3 22L1 18ZM74 134L78 135L72 141L76 146L69 144L61 147L65 166L72 169L87 189L105 201L109 214L117 215L130 205L137 204L134 196L96 149L79 131ZM56 144L59 145V142ZM34 154L44 162L38 176L44 193L53 199L50 212L39 218H27L23 215L18 195L0 207V216L19 264H188L185 255H189L194 264H200V254L209 258V264H219L216 260L218 251H210L205 245V239L209 237L204 235L202 241L201 228L193 219L191 222V217L181 204L173 202L160 204L156 209V217L149 213L152 219L144 211L138 212L133 218L124 220L122 228L130 231L137 224L150 229L158 221L170 227L169 218H172L183 225L191 224L198 231L191 238L199 244L193 247L183 235L171 230L177 236L179 245L173 243L180 254L169 242L167 244L164 241L163 245L155 238L153 246L148 245L140 251L143 263L121 237L118 227L88 197L56 156L44 146L37 148ZM68 157L74 159L69 161ZM163 206L168 207V215L163 212ZM200 244H204L206 249L200 248ZM4 263L11 264L0 240V264Z\"/></svg>",
  "mask_w": 264,
  "mask_h": 264
},
{
  "label": "clouds",
  "instance_id": "obj_4",
  "mask_svg": "<svg viewBox=\"0 0 264 264\" xmlns=\"http://www.w3.org/2000/svg\"><path fill=\"white\" fill-rule=\"evenodd\" d=\"M64 20L63 29L58 30L64 43L63 56L72 70H78L89 52L99 45L102 30L106 26L105 21L92 4L68 13ZM14 73L16 74L14 84L17 86V91H23L29 87L34 88L37 93L41 91L40 83L33 84L36 78L23 63L14 65ZM68 159L71 161L74 157H68ZM215 229L214 220L210 227V235Z\"/></svg>",
  "mask_w": 264,
  "mask_h": 264
},
{
  "label": "water",
  "instance_id": "obj_5",
  "mask_svg": "<svg viewBox=\"0 0 264 264\" xmlns=\"http://www.w3.org/2000/svg\"><path fill=\"white\" fill-rule=\"evenodd\" d=\"M23 143H24V138L22 137V135L19 132H17L15 129H13L12 127H7V129L0 134V161L5 159L11 152H13L16 148L21 146ZM234 145L236 147L240 148V149H244L246 153H248L250 156H252L255 159H261L262 158L260 156V154L258 153V151L256 150L254 144L251 143L248 140H244V139H241V138L237 139V140H234ZM63 158L65 159V156H63ZM41 162H42V167H43L44 166V162L42 160H41ZM27 181H25V183H23V185H21L22 189H21V192H20V196L18 197V201H19V203L21 205V208L23 207L22 206L23 197H24V199H27L29 197L28 196V192H27L28 183L29 182H33V183H36V184L37 183L40 184V179H39L38 175L34 179H32V178L29 179V182H27ZM30 207H28V208H30ZM0 233H1V231H0ZM4 233H5V231H4ZM6 240H7L8 244L10 245L9 240L7 239V237H6ZM8 244L6 243L7 246H8ZM10 249H12L11 245H10L9 250ZM12 251H13V249H12ZM13 261H14L15 264L18 263L17 259H16V261L15 260H13Z\"/></svg>",
  "mask_w": 264,
  "mask_h": 264
},
{
  "label": "flooded vegetation",
  "instance_id": "obj_6",
  "mask_svg": "<svg viewBox=\"0 0 264 264\" xmlns=\"http://www.w3.org/2000/svg\"><path fill=\"white\" fill-rule=\"evenodd\" d=\"M27 186L29 197L27 199L23 197L22 199L23 215L31 219L39 218L49 210V206L53 202V199L46 196L39 183L29 182Z\"/></svg>",
  "mask_w": 264,
  "mask_h": 264
},
{
  "label": "built area",
  "instance_id": "obj_7",
  "mask_svg": "<svg viewBox=\"0 0 264 264\" xmlns=\"http://www.w3.org/2000/svg\"><path fill=\"white\" fill-rule=\"evenodd\" d=\"M22 128H23V127H22ZM25 130H27V129H25ZM22 137H23V136H22ZM23 138H24V137H23ZM24 143H25V141H24ZM24 143H23V144H24ZM23 144H22V145H23ZM19 147H20V146H19ZM16 149H17V148H16ZM16 149H15V150H16ZM15 150H14V151H15ZM14 151H13V152H14ZM13 152H11L8 156H10ZM8 156H7V157H8ZM7 157H6L5 159H7ZM24 183H25V182H24ZM21 185H23V184H21ZM21 185H20V187H21ZM20 187H19V188H20ZM19 188H18V189H19ZM18 189H17V190H18ZM17 190H16V191H17ZM16 191H15V192H16ZM13 193H14V192H13ZM13 193H12V194H13ZM12 194H11V195H12ZM11 195H10V196H11ZM10 196H9V197H10ZM9 197H8V198H9Z\"/></svg>",
  "mask_w": 264,
  "mask_h": 264
}]
</instances>
